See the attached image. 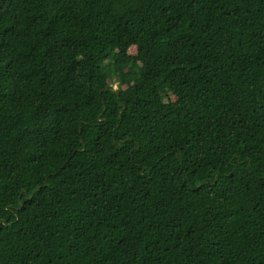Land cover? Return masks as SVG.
I'll use <instances>...</instances> for the list:
<instances>
[{"label": "trees", "instance_id": "1", "mask_svg": "<svg viewBox=\"0 0 264 264\" xmlns=\"http://www.w3.org/2000/svg\"><path fill=\"white\" fill-rule=\"evenodd\" d=\"M0 264H264V0H0Z\"/></svg>", "mask_w": 264, "mask_h": 264}, {"label": "rangeland", "instance_id": "2", "mask_svg": "<svg viewBox=\"0 0 264 264\" xmlns=\"http://www.w3.org/2000/svg\"><path fill=\"white\" fill-rule=\"evenodd\" d=\"M137 53L136 47H131L128 51H127V56H135ZM119 60L123 59V56H119L118 58ZM141 64V63H140ZM142 65V64H141ZM110 85L113 87V89H117V84L115 82L110 83ZM125 88V87H124ZM170 100L174 101L175 97L174 96H170Z\"/></svg>", "mask_w": 264, "mask_h": 264}]
</instances>
